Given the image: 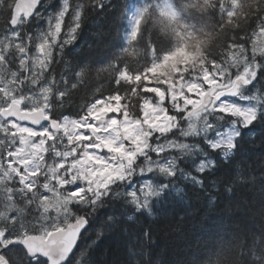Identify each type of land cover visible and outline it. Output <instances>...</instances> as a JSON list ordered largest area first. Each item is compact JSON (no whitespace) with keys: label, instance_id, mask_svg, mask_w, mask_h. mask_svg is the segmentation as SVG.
<instances>
[{"label":"snow or ice","instance_id":"6c2138e0","mask_svg":"<svg viewBox=\"0 0 264 264\" xmlns=\"http://www.w3.org/2000/svg\"><path fill=\"white\" fill-rule=\"evenodd\" d=\"M0 15V264H113L88 250L106 239L127 247L115 264H160L153 222L190 195L216 214L207 264H264V171L258 226L234 204L255 180L246 145L264 143V0H0Z\"/></svg>","mask_w":264,"mask_h":264},{"label":"trees","instance_id":"16d2710c","mask_svg":"<svg viewBox=\"0 0 264 264\" xmlns=\"http://www.w3.org/2000/svg\"><path fill=\"white\" fill-rule=\"evenodd\" d=\"M4 17L0 15V23ZM96 31V29H93ZM159 34L158 28L154 29ZM103 44L94 45L93 51L90 53L92 57H102L104 55ZM83 50V49H81ZM103 83L104 81L101 80ZM246 147L249 148L246 171H250L255 178L253 183L236 187V196L234 204H238L243 208L245 203L257 205L252 209V215L246 217L248 220H255L257 226L259 224L258 204L261 190V156H264V143L261 140V133L257 130V134ZM217 175L230 178V175L224 169L220 170ZM206 201L197 199L195 195L186 198L182 210L170 214L164 218L153 222L154 242L158 247L155 249L157 255L156 260L163 264L165 260H182L199 262V264H207L213 251H220V237L215 235L214 222L215 213H209L205 216L203 209ZM95 239L94 234L89 231L86 238L81 241L80 247L84 248L92 244ZM226 239V237H225ZM94 260H107L115 264L116 261L127 259V247L124 243L111 239H106L88 249ZM215 258V257H211Z\"/></svg>","mask_w":264,"mask_h":264},{"label":"water","instance_id":"95a60500","mask_svg":"<svg viewBox=\"0 0 264 264\" xmlns=\"http://www.w3.org/2000/svg\"><path fill=\"white\" fill-rule=\"evenodd\" d=\"M81 243V242H80Z\"/></svg>","mask_w":264,"mask_h":264}]
</instances>
